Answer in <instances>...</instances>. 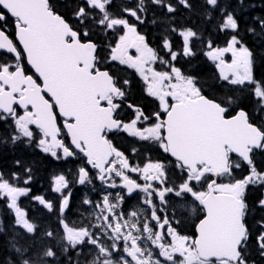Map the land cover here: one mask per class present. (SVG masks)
<instances>
[{
  "label": "snow or ice",
  "instance_id": "snow-or-ice-1",
  "mask_svg": "<svg viewBox=\"0 0 264 264\" xmlns=\"http://www.w3.org/2000/svg\"><path fill=\"white\" fill-rule=\"evenodd\" d=\"M196 7L0 0V147L81 162L52 177L56 199L32 194L35 173L22 158L0 170V200L13 214L10 258L0 264H57L61 255L68 264L264 262V72L245 42L264 39V15L249 11L253 0H202L221 45L178 22L180 9ZM148 23L161 29L155 41L142 30ZM198 50L214 66L211 85L187 70ZM72 185L97 197L81 201L88 215L79 224L67 216ZM134 193L140 204L126 210ZM21 198L54 213L55 226L30 216Z\"/></svg>",
  "mask_w": 264,
  "mask_h": 264
},
{
  "label": "trees",
  "instance_id": "trees-1",
  "mask_svg": "<svg viewBox=\"0 0 264 264\" xmlns=\"http://www.w3.org/2000/svg\"><path fill=\"white\" fill-rule=\"evenodd\" d=\"M257 1V0H256ZM257 9L249 11H253L254 15H264V11L260 10L261 6L257 2ZM200 5V4H199ZM199 5L191 12L187 10H180L177 15V20L179 23L187 24L190 27H194L199 29L202 32L209 33V38H217L216 30L214 26V22H209L206 20ZM247 20L248 17H245ZM246 43L249 44L250 47H255L258 53L257 60V68L260 72H264V39L260 37L253 36L251 34H246ZM207 74H205L204 81L211 85L214 83L212 76L214 74L212 68L208 67ZM22 158L23 161L29 166L33 167L35 173V179L32 182V190L38 192L43 187V184L46 182V177L48 175H52L55 173V163L50 159L44 156L42 153L38 151H34L32 148H17L12 145H6L0 147V170L5 172H9L14 169L13 160L14 158ZM6 217V211H0V216L2 215ZM9 224L6 222L3 224L4 233L8 231ZM3 233H0V235ZM3 237H0V256L2 257L3 253L6 252L9 247L8 242L3 240ZM4 261V259H0V262Z\"/></svg>",
  "mask_w": 264,
  "mask_h": 264
},
{
  "label": "flooded vegetation",
  "instance_id": "flooded-vegetation-1",
  "mask_svg": "<svg viewBox=\"0 0 264 264\" xmlns=\"http://www.w3.org/2000/svg\"><path fill=\"white\" fill-rule=\"evenodd\" d=\"M197 2H200V0H195ZM55 2L59 5H63L64 0H55ZM253 2H257L259 3V0H253ZM199 4V3H198ZM63 10V9H61ZM161 31V29H155L152 32H145L146 34L149 35V38L152 39L153 41H155L158 36H159V32ZM205 58L202 54L199 53L198 50V55L195 58H191V62L186 64L187 70L189 71V67H194L196 68V70L200 73L201 75V79H205V73H206V66H205ZM128 76L129 78H134V72L133 70H128ZM206 85H208L206 83ZM134 95H138L139 94V82L137 81V88H135L134 90ZM139 146V145H137ZM151 156V158L153 160H157V159H164L166 154H163L161 152L158 151H153L150 154H148ZM133 160H135L136 162H143V158L140 156H136L133 157ZM58 165H59V171L60 172H64L65 174H74L76 169L80 166L81 162L80 161H76V162H66V161H57ZM133 178L135 177V174H132ZM72 192H73V208L72 211L67 213L68 219L70 222L73 223H81L84 221V217H86L88 215V213L85 211V208H87V206H82L81 205V201L84 199V197L87 195L91 198H97L95 193L89 192L87 187L85 186H80V185H72ZM58 194H55L54 192L51 191L50 189H45V198L46 199H56ZM142 193H134L131 197H126L125 202H124V208L126 210H131L135 207H138L140 204V199L142 197ZM254 195V193H253ZM46 213V219L43 221V224L45 226H49V224H51V226H55V214L54 213H48L47 211ZM195 222V216L190 217L189 219L186 220V223L189 225L188 229H187V233L186 234H193V229L191 227V225ZM4 255V254H3ZM258 260V264H264V262H260L258 257H255ZM75 259V256L73 255V260ZM67 261L65 256L61 255L58 257V261L57 264H63L62 261Z\"/></svg>",
  "mask_w": 264,
  "mask_h": 264
},
{
  "label": "bare ground",
  "instance_id": "bare-ground-1",
  "mask_svg": "<svg viewBox=\"0 0 264 264\" xmlns=\"http://www.w3.org/2000/svg\"><path fill=\"white\" fill-rule=\"evenodd\" d=\"M207 35H209V33H206Z\"/></svg>",
  "mask_w": 264,
  "mask_h": 264
}]
</instances>
